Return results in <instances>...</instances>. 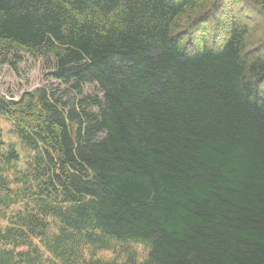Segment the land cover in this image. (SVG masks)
Returning a JSON list of instances; mask_svg holds the SVG:
<instances>
[{"label":"trees","instance_id":"1","mask_svg":"<svg viewBox=\"0 0 264 264\" xmlns=\"http://www.w3.org/2000/svg\"><path fill=\"white\" fill-rule=\"evenodd\" d=\"M221 1L0 0L63 89L0 96V264H264V0Z\"/></svg>","mask_w":264,"mask_h":264},{"label":"rangeland","instance_id":"2","mask_svg":"<svg viewBox=\"0 0 264 264\" xmlns=\"http://www.w3.org/2000/svg\"><path fill=\"white\" fill-rule=\"evenodd\" d=\"M223 4L222 10L225 9L224 14L229 18H226V21L229 22L230 18L237 19V12L241 9L235 10L229 9L231 5L230 1L224 0L220 2ZM220 8H217V11L214 12L217 16H220ZM219 11V12H218ZM248 19L243 21L246 23ZM21 60H13L11 64H3L0 62V96L6 100L14 99L17 100L23 93L33 92L37 89L48 88L51 91L58 90L59 93L63 89L52 80L50 77V70L46 64L45 58L34 59L28 54H20ZM90 91V92H89ZM84 95L91 93V86L86 85L83 89ZM0 130L2 139L6 144L14 145L17 153L20 157V162L18 168L23 170L24 163L26 161V153L22 149L20 143L13 135L12 124L9 121L0 119ZM9 181H14V174L12 171H9L7 174ZM15 187V184L12 185ZM3 225V224H2ZM132 249L135 250L139 257L145 256V250L137 245H131ZM97 259L110 260L117 259L121 260L120 248H117L116 252H99L95 255Z\"/></svg>","mask_w":264,"mask_h":264},{"label":"bare ground","instance_id":"3","mask_svg":"<svg viewBox=\"0 0 264 264\" xmlns=\"http://www.w3.org/2000/svg\"><path fill=\"white\" fill-rule=\"evenodd\" d=\"M247 2H248V1H247ZM258 3H259V2H258ZM235 22H236V21H235ZM235 22H234V23H235Z\"/></svg>","mask_w":264,"mask_h":264}]
</instances>
